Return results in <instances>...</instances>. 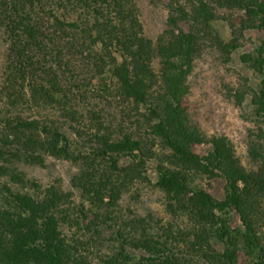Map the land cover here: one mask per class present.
<instances>
[{"label":"trees","instance_id":"obj_1","mask_svg":"<svg viewBox=\"0 0 264 264\" xmlns=\"http://www.w3.org/2000/svg\"><path fill=\"white\" fill-rule=\"evenodd\" d=\"M169 7L167 27L153 38L138 0H0V264H88L64 232L86 206L10 171L15 160L43 166L47 155L82 162L74 185L94 207L96 226L112 220L98 211L107 199L131 186L164 192L172 221L164 235L162 225L135 243L146 254L133 264H264V153L253 146L256 166L247 168L228 136L206 134L185 104L196 55L211 47L229 61L243 30H264V0ZM223 8L243 10L229 40L214 24ZM181 21L189 29L178 33ZM241 58L263 75L252 102L264 117V48ZM205 176L223 179L224 199L202 185ZM125 243L103 263L130 264Z\"/></svg>","mask_w":264,"mask_h":264},{"label":"rangeland","instance_id":"obj_2","mask_svg":"<svg viewBox=\"0 0 264 264\" xmlns=\"http://www.w3.org/2000/svg\"><path fill=\"white\" fill-rule=\"evenodd\" d=\"M170 0H138L141 18L146 33L155 38L167 27ZM243 10L223 8L218 10L214 21L224 40L232 37L231 23L238 25ZM189 26L181 21L176 32L188 31ZM240 38L239 48L225 61L219 49L206 47L195 57L193 70L188 77L189 91L185 97L188 114L193 123L206 134L226 135L233 143L236 153L247 168H255L251 148L257 146L264 153V117L256 114L252 102L254 90L260 88L263 75L249 63L242 60L244 53H254L264 48V30L245 29ZM2 38L0 36V71L3 61ZM244 93L240 102L237 94ZM208 145L196 142L194 148L200 154L208 150ZM126 160H122L124 164ZM10 171H21L25 177L37 181L43 186L55 184L68 192L74 205L84 204L87 213L72 216L71 222L64 228L72 245H77L79 255L88 264H104L103 258L115 255L125 241V251L130 257V264L137 261L146 252L135 243L144 239L147 232L157 233L163 225V235L172 217L166 210L164 192L151 184L131 186L124 195L109 200L100 211L102 218L110 213L112 220L98 221L91 224L94 218V207L85 199L74 185V178L81 174L82 162L71 159L56 158L47 155L45 165H31L23 161L9 164ZM151 175L154 168L148 167ZM10 180V175L5 178ZM202 185L217 199H224V181L220 177L205 176ZM231 201L229 214L234 223L238 216ZM105 223V224H104ZM180 227H177L179 229ZM264 230V229H263ZM99 231V232H97ZM122 233V234H121ZM123 241V242H122ZM217 248H222V238L215 241ZM182 247V246H181ZM119 260H122L119 258ZM80 264V262H71ZM240 264H254L243 260Z\"/></svg>","mask_w":264,"mask_h":264}]
</instances>
